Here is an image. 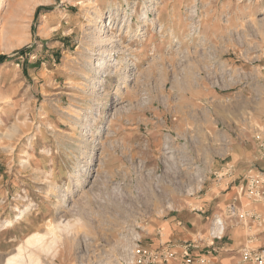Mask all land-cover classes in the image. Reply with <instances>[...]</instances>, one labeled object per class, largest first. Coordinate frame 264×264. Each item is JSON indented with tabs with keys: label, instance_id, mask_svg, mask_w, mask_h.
<instances>
[{
	"label": "rangeland",
	"instance_id": "374dc122",
	"mask_svg": "<svg viewBox=\"0 0 264 264\" xmlns=\"http://www.w3.org/2000/svg\"><path fill=\"white\" fill-rule=\"evenodd\" d=\"M102 49L122 74L94 89ZM0 56V264L20 248L36 264H123L134 239L169 242L183 205L215 196L224 218L227 192L264 174V0H0ZM224 71L232 80L214 84ZM164 137L206 170L196 195H182L184 171L158 163ZM133 156L151 179L129 170ZM210 220L190 240L206 241ZM226 222L237 249L251 235L264 246L263 225Z\"/></svg>",
	"mask_w": 264,
	"mask_h": 264
},
{
	"label": "built area",
	"instance_id": "2783aa9c",
	"mask_svg": "<svg viewBox=\"0 0 264 264\" xmlns=\"http://www.w3.org/2000/svg\"><path fill=\"white\" fill-rule=\"evenodd\" d=\"M145 106H147V103L145 104V102H143L140 107L144 108ZM125 123L127 124V122ZM144 134L139 141L135 142L133 147L140 148L142 150L141 152H143L147 143H149L147 134ZM164 139H166V137H164ZM167 146L177 151L173 155L165 153L166 156H173V162L166 164L164 158L158 157V163L172 170L178 169L179 171H184L183 175H186V177H184L185 181L182 183L180 191L182 189L181 193L184 197L196 195L201 190L200 188L204 182L206 170H204L202 164L195 159L194 154L185 152V147L180 141L177 143V140H174L170 144H167ZM260 149L264 153V137L261 138ZM162 150L163 149H160L159 151L161 155L165 152ZM126 155L129 156L131 154L129 153ZM140 155L141 154H139V156ZM119 156L123 158L125 165H130L125 159V154ZM139 156L134 157V167L129 168V170L134 169L138 174L149 176L153 170L148 166L147 161ZM250 173L251 171H248L241 180L243 183L239 186V192L235 193V197L225 208L224 218L219 215L210 217L211 220L206 241L190 240L180 243L167 242L160 243L157 247H147L141 245L140 239H134L133 241L135 244L128 257L123 261V264H208L206 257H194V255H196L200 249L212 253L217 251L216 244L225 238V231L227 229L226 220L228 222H234L233 224H243V221L245 222L247 219H252L257 223L259 221V218L252 213V210L242 211V209H239V200L241 196L246 198L251 204L264 203V174L258 172L254 175H250ZM260 223L264 226V220ZM254 241L253 235L247 236L243 245L237 249L236 252L239 255V264H264V246L255 248Z\"/></svg>",
	"mask_w": 264,
	"mask_h": 264
},
{
	"label": "crops",
	"instance_id": "0c3cea01",
	"mask_svg": "<svg viewBox=\"0 0 264 264\" xmlns=\"http://www.w3.org/2000/svg\"><path fill=\"white\" fill-rule=\"evenodd\" d=\"M249 168V166H243V168ZM218 168V164H214V169ZM234 189L230 188V191ZM231 192H227L225 195V200L222 202H231L234 198L228 199V195ZM212 202H200L198 201L199 208L189 209V206L183 205V207L178 210L174 215L171 222H167V233L169 234V242L180 243L188 241L192 236L197 235L202 226L203 220L208 221L210 216L215 215L218 211V206L221 204V201H216L215 196L213 197ZM212 200V199H211ZM228 203V204H229ZM247 207V206H246ZM240 206V210H241ZM252 213H254L258 218V223L252 219H247L252 223L262 226L260 222L264 220V203L262 204H253L251 206ZM230 224V223H229ZM241 225V223L235 224ZM236 227V226H235ZM244 227L241 225V228ZM243 229V228H242ZM217 251L212 253L206 250H199L194 257L203 256L206 257L208 264H239V255L237 254V243L236 239H233V234L231 231H228L224 240L216 244ZM243 245V244H241ZM240 245V246H241ZM239 246V247H240ZM235 250L237 256H233V251Z\"/></svg>",
	"mask_w": 264,
	"mask_h": 264
},
{
	"label": "bare ground",
	"instance_id": "6f19581e",
	"mask_svg": "<svg viewBox=\"0 0 264 264\" xmlns=\"http://www.w3.org/2000/svg\"><path fill=\"white\" fill-rule=\"evenodd\" d=\"M146 15H142V17L141 18H143V19H145L146 20V18H148L149 17V14H152L151 12H149L148 14L147 13H145ZM110 26V25H109ZM194 30V29H193ZM100 32H102V30L100 29ZM104 32V31H103ZM101 40H104L105 41V39L103 38V39H101ZM107 40V39H106ZM117 40V39H116ZM113 40H111V42H112ZM103 42V41H102ZM111 44V43H110ZM109 45V44H108ZM113 46V44L111 45V47ZM115 48V46L113 47V49ZM105 49V48H104ZM104 49H102V50H100V51H98L97 53H95L94 55H96L97 57H100V56H105V57H103L102 59H97V61H96V63H94V66L93 67H91L90 68V72H91V74H93L94 75V86H93V88L94 89H98V88H100V86H103V85H105L106 83H107V80H106V76H108V74H120L121 73V71H120V68H116L117 67V64L116 63H112V62H114V61H117V59H115L117 56L115 55V53H114V50L113 51H111L110 50V52L108 53V54H106V51L107 50H104ZM112 49V48H111ZM120 50V49H119ZM125 50V49H124ZM123 50V51H124ZM116 51V50H115ZM122 51V52H123ZM117 52H118V50H117ZM121 52V51H120ZM126 61L129 63L131 60H135V57H134V55L132 56V54L131 53H128L127 55H126ZM121 59V58H120ZM124 61V60H123ZM120 65V64H119ZM113 72H112V71ZM228 72V71H227ZM122 74V73H121ZM225 74V75H224ZM227 73H226V71H224V72H222V75H221V78L220 79H218L217 80V78L215 77L214 78V80H213V83L214 84H216V85H220V86H222V87H225V84L226 83H228V82H230L231 80H232V78H231V76H230V79L229 80H227V81H225L224 80V78L227 76L226 75ZM92 75V76H93ZM120 76V75H119ZM215 76H216V74H215ZM218 77H220L219 75H218ZM122 88H124V86L122 87ZM119 93H121V90H120V88L118 87L117 89H115V90H113V91H110V93L108 94V95H112V96H115V95H117V94H119ZM102 95V94H101ZM98 106H100V105H98ZM124 107V106H123ZM104 109V108H106V107H98V108H96L95 109V111H96V113H94V115H99L100 113H98V111L100 112V109ZM120 109H121V107H120ZM113 115V114H112ZM63 122V121H62ZM109 134V133H108ZM175 139L174 138H171V137H166V139H163V141L161 142V146H160V149H163L165 152H163L162 153V155H161V153L159 152V154H158V156L157 157H161V158H164V160L166 161V164H169V163H171V162H173V156H166L165 155V153L166 154H170V155H173V154H175L177 151L174 149V148H170V147H168L167 146V144H170L172 141H174ZM162 150V151H163ZM144 154V153H143ZM142 158V157H141ZM130 159L131 160H134V156L131 158L130 157ZM143 160H145V161H147V159H144V157L142 158ZM148 163H149V161H148ZM165 167V166H164ZM164 169H166V168H164ZM138 170H139V166H138ZM117 172V171H116ZM140 172V171H139ZM153 174V173H152ZM152 174H150V175H152ZM140 175V174H139ZM145 178H146V176H145ZM148 178H150V176L148 177ZM151 179V178H150ZM154 179V178H153ZM149 180V179H148ZM147 180V181H148ZM157 180V179H156ZM151 181H153V180H151ZM121 182V181H120ZM123 182V181H122ZM121 182V183H122ZM148 182H150V181H148ZM112 184V183H111ZM115 184V183H114ZM113 184V185H114ZM145 185V184H144ZM118 186H119V184H118ZM124 187V186H123ZM147 188V187H146ZM114 189V188H113ZM116 189V188H115ZM118 189V188H117ZM120 190H121V187L119 188ZM123 189V188H122ZM126 196V195H125ZM133 198V197H132ZM129 201V200H128ZM49 227V226H48ZM53 229H55V228H53ZM53 229H48V231L50 232V233H52V231H53ZM49 233V234H50ZM41 243H43V237L42 236H37V237H34V238H32L31 240H29L27 243H26V247H35V246H41ZM43 246V245H42ZM26 247H25V249H26ZM24 248H20V249H18L17 250V252H16V254H14L12 257H10V258H7L6 259V261H5V263L4 264H20L19 262H18V260H20V259H25V261H27V263L28 264H36V262H35V260L34 259H32V257L30 256V255H28V254H24ZM98 264V263H97Z\"/></svg>",
	"mask_w": 264,
	"mask_h": 264
},
{
	"label": "trees",
	"instance_id": "16d2710c",
	"mask_svg": "<svg viewBox=\"0 0 264 264\" xmlns=\"http://www.w3.org/2000/svg\"><path fill=\"white\" fill-rule=\"evenodd\" d=\"M40 9H41L40 7L37 8V10H36V12H35V14H34V18H35V19H36V17H37L38 11H39ZM44 10H47V9L44 8ZM23 52H24V50H21L19 53H23ZM6 59H7L6 56H0V64H2L3 62H5Z\"/></svg>",
	"mask_w": 264,
	"mask_h": 264
}]
</instances>
